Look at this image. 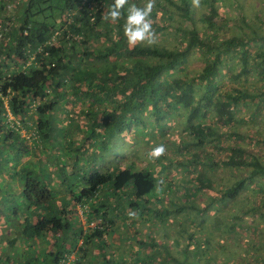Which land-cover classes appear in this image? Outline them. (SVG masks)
<instances>
[{"label": "trees", "instance_id": "1", "mask_svg": "<svg viewBox=\"0 0 264 264\" xmlns=\"http://www.w3.org/2000/svg\"><path fill=\"white\" fill-rule=\"evenodd\" d=\"M141 1L129 4L143 6ZM203 1L213 13L223 9V14L219 19L203 14L202 23L208 22L198 29L191 0H156L153 29L177 23L180 43L130 48L123 36L127 5L122 18L112 23L102 17L113 0H0V220L8 229L5 242L11 250L5 256L0 251V264H65L71 253L76 254L72 264H81L94 248L99 256L92 259L98 257L99 264H198L209 251V239H199L184 226L175 231L177 236L184 231L186 243L176 235L168 241L166 229L160 240L152 234L138 237L140 224L151 221L166 227L172 215L162 204L164 184L158 183L163 165L146 167L136 160L116 165L111 160L128 152L131 131L144 134L141 127L149 123L151 130L163 132V120L182 109L184 130H190L194 139L172 140L180 151L187 146L225 145L229 149L225 164L250 167L247 175L220 190V197L233 198L245 184L264 176V160L254 149L225 144L224 132L206 124L195 126L210 106L220 112L215 121L228 123L240 103L264 100V89L252 86L246 77L239 82L240 73L230 74L233 65L228 62L232 54L239 55L242 73L247 76L255 70L264 83V32L242 11L248 0L237 1L238 16L230 19L225 16V0ZM227 20L233 26L228 33L220 30ZM258 40L262 45L253 52ZM93 41L99 44L94 46ZM196 50L203 56L197 71L187 66ZM222 71L238 81L233 93H217ZM70 92L73 100L87 103L80 118L61 104ZM222 98L228 100L226 105L212 101ZM150 117L153 121L146 122ZM75 123L79 135L72 134ZM58 146L59 154L46 153ZM118 147H124L123 152H115ZM202 152L178 162L191 167L195 189L211 187L210 180L197 173ZM26 155L34 160H22ZM185 207V202L179 203L177 210ZM78 208L85 230L77 219ZM196 210L202 213L206 208ZM117 213L124 231L130 226L135 230L127 231L130 242L115 257L105 237L110 225L116 226ZM49 239L51 248L46 250L43 244Z\"/></svg>", "mask_w": 264, "mask_h": 264}, {"label": "rangeland", "instance_id": "2", "mask_svg": "<svg viewBox=\"0 0 264 264\" xmlns=\"http://www.w3.org/2000/svg\"><path fill=\"white\" fill-rule=\"evenodd\" d=\"M237 1L238 0L224 1L225 5L228 7V10L225 12V16L228 19L238 16L240 6L237 4ZM141 2L144 4L145 0ZM248 3V7L242 8V11L248 16L247 20L253 22L256 29L260 33H263L264 22L262 23V21H264V0H248ZM156 7L155 5V8ZM7 8L8 10H6L5 13L9 16L11 14V6ZM171 9L174 10L173 7H171ZM222 10L223 9H219L218 12L213 13L210 10V6L201 0V7L199 9H194L198 29L201 28L202 24L208 22L204 20L202 23L201 18L204 17L203 14L208 13L219 19L223 14ZM231 23V20L221 22L220 30L228 33V30L233 28ZM177 26L178 24L174 22L167 27L155 31L157 42L165 43L169 46L179 44L181 39L180 34L182 33L178 32ZM185 27L187 26L185 25ZM1 29L2 27H0V30ZM1 33L0 31V34ZM98 44V42L93 41L94 46ZM261 45L262 40L256 41L253 43L252 51L254 52ZM228 62L233 65L230 74L238 75L240 73L239 82H241V80L243 81L246 77L249 84L251 82L252 86L264 89V83L259 80L257 71L251 70L247 76L242 73L239 55L232 54ZM202 64L203 56L201 52L199 50L191 52V55L188 57L187 66L197 71L202 67ZM230 74L226 71H222L220 75H217V79H219L220 82L217 93L224 91L234 92V85L237 84L238 81ZM248 86L251 90L254 89L250 85ZM73 99V94L71 92L67 93L65 100L61 101V104L64 102L65 104H63V106L69 110L71 114H76V116L80 118L82 112L87 107V103L85 100ZM212 101L213 103L220 101L223 105L228 103V100H224V98H222V100ZM214 108L215 106L208 107V115L197 120L195 126L206 124L210 128L218 129L226 134L225 137L221 138V140L225 141V144L240 145L246 149H254L261 159L264 160V100L257 102L255 100H247L245 103H240L236 106L232 113V119L229 120L228 123L215 121V119L221 117H218L220 112L217 113ZM185 116L186 113L182 109H178L176 112L174 111L171 117H168L166 121L163 120L166 127L163 132H160L157 128H155V131L151 130L149 123H147L145 127H141L143 128L144 134H135L131 131L126 141V149L128 152L124 153L122 150L124 147H118L115 149V152L119 150L124 154L122 153L120 158L117 156L116 160L115 157H111V160H113L112 163L114 162L116 165L121 164V162L125 163L133 160H136L137 164L146 167L154 168L163 165L160 173L157 175L165 181L164 200L162 204L168 206L169 210H172V215L169 217L166 227H164L163 224H153L151 221L140 224V234L138 237L146 239L149 234H152L156 239L159 238L160 240L163 231L166 229V232H169L168 235L170 237L168 241H170L172 235L177 234L175 230H179V228L184 226V230L189 228L190 231L192 230L195 232V235H197L199 239L203 236L209 239V251L204 253L201 260L198 261V264H264V176H258L253 181L245 184L243 189L233 198L223 199L220 197V190H223L227 185L243 175H247L250 167L225 164L223 159L229 152V149L223 147L225 145H220V147H212L211 144L202 147L187 146L186 149L180 151L179 147L172 143V140H177L179 136H183L184 140L187 142L194 139L189 132L190 130H184L183 121ZM150 119V121L146 122L153 121V118L150 117ZM62 123H65V118L62 119ZM77 125L78 124L75 123L72 126L73 135L80 134ZM206 128L207 127H205V129ZM202 129H204V127ZM21 133L25 134V131L22 130ZM147 140L149 141L146 142ZM133 144L136 146L134 147ZM158 144H164L166 146V152L158 160L150 161L147 153L153 146ZM59 147L60 146L55 149L45 150L46 153L53 151L59 154ZM198 151L203 152L200 155L202 165L199 166L197 173H203L204 176L210 180L211 187L209 188L203 187L201 189H195L192 187L193 178L195 177L193 176L194 173L191 171V167L188 166L184 168L178 163L184 160L185 156H190ZM244 157L247 158L246 156ZM28 158L30 161L34 160L32 155H26L22 160ZM107 162H101L104 168L108 167ZM184 195H188V197H184ZM182 202H185L187 207L178 211L177 206ZM252 206L255 207L250 209ZM201 208H206V211L197 213L196 209ZM246 209L249 210L246 211ZM77 212L78 222L85 230V228L88 227L82 215L81 208H78ZM115 218L116 226L110 225V230L108 229L110 234L105 238L111 244L110 250L113 252V256L116 257L118 253L117 250L120 248L123 250V248L128 246L130 242L128 240L130 239L126 236L127 231L131 234L135 230V226L125 228L126 230L124 231L122 226H120L121 214L117 213V217L115 216ZM93 225L94 222L89 224V226ZM0 230H3L2 235H0V244L2 245L0 246V251L2 255L5 256L9 254L11 250L5 242V240H7L5 238L9 236L7 234L8 229L1 220ZM183 234L176 236L179 240H182L181 243H186L184 238L185 234ZM135 240H137V238L131 241L134 243ZM39 242L44 243L43 240H39ZM43 247L46 250L51 248L50 239L48 243L43 244ZM142 248L143 247H141V249ZM94 249H91L87 257L82 259L81 264H99L97 260L98 257L95 258L97 261L92 259V256H99ZM148 250H152V247L148 246ZM18 251L20 250L18 249L17 252ZM179 252L181 253L182 250L179 249ZM68 258L65 264H72V262L76 260V254L71 253Z\"/></svg>", "mask_w": 264, "mask_h": 264}, {"label": "clouds", "instance_id": "3", "mask_svg": "<svg viewBox=\"0 0 264 264\" xmlns=\"http://www.w3.org/2000/svg\"><path fill=\"white\" fill-rule=\"evenodd\" d=\"M126 5V16L123 17V36L126 43L130 48H135L137 45H155L157 43V35L153 29L151 15L155 8L156 0H145L143 6H137L135 3L129 4V0H113L102 19L112 23L119 21L122 18V10H125ZM191 5L193 9H199L201 0H191ZM11 119H13V116ZM165 152L166 146L158 144L149 150L147 156L150 161H155L163 156ZM158 183L163 185L165 181L160 178ZM129 216L135 217L136 213L129 212Z\"/></svg>", "mask_w": 264, "mask_h": 264}, {"label": "built area", "instance_id": "4", "mask_svg": "<svg viewBox=\"0 0 264 264\" xmlns=\"http://www.w3.org/2000/svg\"><path fill=\"white\" fill-rule=\"evenodd\" d=\"M8 115H9V119H11V118H12L11 114H10V113H8Z\"/></svg>", "mask_w": 264, "mask_h": 264}]
</instances>
